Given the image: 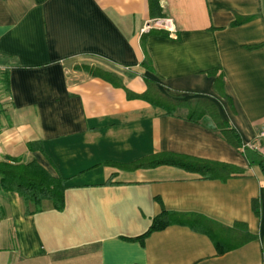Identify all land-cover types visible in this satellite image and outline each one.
Segmentation results:
<instances>
[{
	"label": "crops",
	"instance_id": "1",
	"mask_svg": "<svg viewBox=\"0 0 264 264\" xmlns=\"http://www.w3.org/2000/svg\"><path fill=\"white\" fill-rule=\"evenodd\" d=\"M263 1L159 0L158 17L149 0H0V163L67 186L61 212L0 192V264H264V174L195 105L264 158V47L247 50L264 43ZM155 21L166 36L141 35ZM146 82L185 105L139 99ZM163 153L244 175L118 168ZM162 212L179 223L136 240Z\"/></svg>",
	"mask_w": 264,
	"mask_h": 264
},
{
	"label": "trees",
	"instance_id": "2",
	"mask_svg": "<svg viewBox=\"0 0 264 264\" xmlns=\"http://www.w3.org/2000/svg\"><path fill=\"white\" fill-rule=\"evenodd\" d=\"M158 1L159 0H149V3L152 12H157L158 17H160ZM251 19L252 18L236 17L231 26L238 27L248 23L251 21ZM150 33L166 36L158 31H150ZM262 47H264V43L247 47V50L252 51ZM90 74L97 77L102 76V74H100L98 71H93ZM3 78L5 83L6 79L4 76ZM103 78L108 79L107 76H103ZM146 84L148 90L143 96L138 97L139 99L145 100L152 105L163 108L168 114H174L178 107L185 105V102L175 101L161 95L154 88L155 86L152 82H146ZM5 90L7 91L6 83ZM195 105L196 113L210 114L212 118L215 119L217 128L220 130L222 138L237 151L244 154L250 165H257L264 174V158L257 156L252 152V150L244 148L241 145L236 132L229 128L225 123L219 122L216 109L213 106L208 105V103L205 101H197ZM37 147L38 145L36 144L29 145L31 151H34ZM160 166L174 167L188 173L197 174L204 179H218L220 181H225L232 177H242L244 175L242 169L229 165L197 160L186 156L169 153L150 156L129 166H119L118 168L124 171H135L140 169H152ZM66 190L67 186L64 180L59 177H52L42 168H40L35 161L27 164H22L16 160L12 161V164L0 163V192L18 195L26 206L30 204L37 210L43 201H50L53 204L54 209L61 212L64 208V196ZM252 210L257 217L260 216L261 208L257 201L252 202ZM176 218L177 217L175 216H171L162 212L160 216L156 217L152 221L148 231L136 240L142 241L153 232L161 231L169 225L179 223L178 219ZM181 224L184 223L181 222ZM252 239L253 238L249 236H245L244 241L248 242ZM216 248L219 251L217 244ZM233 249L234 248H230V250ZM230 250L225 248L220 253Z\"/></svg>",
	"mask_w": 264,
	"mask_h": 264
},
{
	"label": "built area",
	"instance_id": "3",
	"mask_svg": "<svg viewBox=\"0 0 264 264\" xmlns=\"http://www.w3.org/2000/svg\"><path fill=\"white\" fill-rule=\"evenodd\" d=\"M153 23V25L151 23L145 25L144 28L141 30V35L149 33L155 28V26L166 25L162 21H155ZM260 137L264 138V130L260 133Z\"/></svg>",
	"mask_w": 264,
	"mask_h": 264
},
{
	"label": "rangeland",
	"instance_id": "4",
	"mask_svg": "<svg viewBox=\"0 0 264 264\" xmlns=\"http://www.w3.org/2000/svg\"><path fill=\"white\" fill-rule=\"evenodd\" d=\"M0 91H5V83L3 76H0Z\"/></svg>",
	"mask_w": 264,
	"mask_h": 264
}]
</instances>
